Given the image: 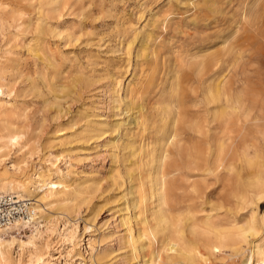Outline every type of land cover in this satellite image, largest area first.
Listing matches in <instances>:
<instances>
[{
	"label": "rangeland",
	"instance_id": "obj_1",
	"mask_svg": "<svg viewBox=\"0 0 264 264\" xmlns=\"http://www.w3.org/2000/svg\"><path fill=\"white\" fill-rule=\"evenodd\" d=\"M46 1L40 6L29 0L19 20L0 21V99L9 104L0 144H7L10 131L23 136L20 151L0 154L5 157L0 171L7 167L24 178L36 167L53 173L52 155L81 193L68 192L69 208L54 206L58 232L35 240L43 257L36 264H184L175 246L159 252L166 237L151 225L158 217L155 192L163 152L165 172L182 188L175 191L180 197L168 198L177 219L171 235L183 230L184 239H174L179 247L198 242L201 235L196 238L191 230L201 231L204 216L239 227L252 215L264 216V0ZM173 132L179 136L175 133L170 145ZM230 165L233 172L226 171ZM127 226L132 235L145 234L139 243L145 249L136 258L125 243ZM62 229L73 231V238L65 240ZM30 231L16 232L24 240ZM263 238L260 232L247 246ZM16 249L4 248L12 262ZM246 254L231 259L224 250L207 264H242ZM27 256L24 251L21 264Z\"/></svg>",
	"mask_w": 264,
	"mask_h": 264
},
{
	"label": "bare ground",
	"instance_id": "obj_2",
	"mask_svg": "<svg viewBox=\"0 0 264 264\" xmlns=\"http://www.w3.org/2000/svg\"><path fill=\"white\" fill-rule=\"evenodd\" d=\"M29 2V0H0V21H3V22H6V18L7 17H10L12 19V21H15V19L17 18V20H19L22 15L24 14V11L29 8L30 6L27 5V3ZM39 5L40 6H45V5H48V1L46 0H39ZM33 9V8H32ZM54 12V11H53ZM25 15V14H24ZM8 20V19H7ZM47 26V25H46ZM42 26L39 25L37 27V30L38 32H42ZM216 62V61H215ZM218 63V62H217ZM208 67V66H207ZM154 74V73H153ZM151 75V74H150ZM152 77V75H151ZM118 78V76H117ZM151 82V79L149 78L147 81ZM118 82V80H116ZM219 81V80H218ZM116 82V83H117ZM223 82L221 81V84ZM114 85V83H112ZM118 84V83H117ZM214 84V82H213ZM224 84H226L224 82ZM220 85V84H219ZM223 85V84H222ZM116 86V84H115ZM114 86V87H115ZM113 87V88H114ZM216 88V87H215ZM227 88V86H226ZM225 89V88H224ZM118 90V89H117ZM215 90V89H214ZM112 91V90H111ZM115 91V90H114ZM118 92V91H117ZM215 92H218V89L217 91ZM229 92V91H228ZM114 93V92H112ZM230 93V92H229ZM0 94H2L1 92V87H0ZM119 94V93H118ZM117 94V96H118ZM133 94V93H132ZM135 94V93H134ZM139 94V93H137ZM246 95V94H245ZM251 96V95H250ZM253 96V95H252ZM113 98V97H112ZM137 98V97H136ZM179 98V97H178ZM177 98V99H178ZM225 98V97H224ZM229 98V97H228ZM246 98V97H245ZM138 99V98H137ZM136 99V100H137ZM231 99V98H229ZM2 99H0V124L2 123L4 125V129L5 131L8 130V126H6L8 123L6 122V111H7V107L9 104L5 103L4 101H1ZM132 100H134L132 98ZM135 100V101H136ZM224 100V99H223ZM244 100V99H243ZM246 100V99H245ZM248 100V99H247ZM134 101V102H135ZM143 101V100H142ZM231 101V100H230ZM234 101V100H233ZM224 102V101H223ZM245 102V101H244ZM247 102V101H246ZM245 102V103H246ZM249 102V101H248ZM232 103V102H231ZM251 103V101H250ZM233 104V103H232ZM228 105V104H227ZM242 105V104H241ZM132 106H133V101H132ZM136 106V105H135ZM176 106V105H175ZM129 107V106H128ZM137 107V106H136ZM219 108V106H218ZM132 109V108H130ZM220 109V108H219ZM222 110V109H221ZM220 110V111H221ZM230 110H234V109H230ZM168 111V110H166ZM171 111V110H170ZM225 111V109H224ZM235 111V110H234ZM240 111H242V109H240ZM252 111V110H251ZM169 112V111H168ZM232 112V111H231ZM181 113V112H180ZM218 113V112H217ZM248 114V113H247ZM178 115V114H176ZM174 115V116H176ZM179 116V115H178ZM174 118V117H173ZM178 118V117H177ZM236 119H238L236 117ZM245 119V117H244ZM181 121V120H179ZM173 122H175V120H173ZM244 122V120H243ZM229 123V122H227ZM232 123V122H231ZM246 123V122H244ZM177 124V123H176ZM230 124V123H229ZM200 125V124H199ZM232 125V124H231ZM175 128V127H174ZM173 128V129H174ZM226 128L227 125H226ZM230 128H233V127H230ZM243 128V127H242ZM240 128V129H242ZM94 129V128H93ZM239 129V128H238ZM239 129V130H240ZM172 130V129H171ZM170 130V131H171ZM238 130V132H240ZM175 131V129H174ZM243 131V130H242ZM241 131V132H242ZM178 132V131H177ZM225 132V130H224ZM236 132V131H235ZM176 132H173L170 137H168L167 141L169 140L170 142L168 144L172 145L174 144L175 140L177 139V136L178 133ZM241 134V133H240ZM245 134V133H244ZM251 134V133H250ZM7 135V134H6ZM231 136V135H230ZM239 136V135H237ZM241 136V135H240ZM263 136V135H262ZM8 137V142L7 144H0V154L4 151H7V150H13L15 149V151L17 150L20 151L22 148H23V144H19V142L22 140L23 136L19 133V132H15V131H10L8 133V135L6 136ZM1 139V138H0ZM162 139V138H161ZM224 139H226V137H224ZM164 140V139H163ZM250 140V139H249ZM252 140V139H251ZM160 141V140H159ZM232 141V140H231ZM254 141V139H253ZM219 142V140H218ZM223 142V140H222ZM240 142V141H239ZM165 143V142H164ZM221 143V142H220ZM256 144V142H254ZM156 144V143H154ZM161 144V143H160ZM223 144V143H221ZM248 144V143H247ZM167 145V144H166ZM178 145V143H177ZM223 146V145H222ZM220 147V145H219ZM232 147V146H230ZM250 147L251 146H246V148ZM170 148V147H169ZM178 148V146H177ZM181 148V146L179 147ZM224 149V148H223ZM222 149V150H223ZM229 149V147H228ZM165 150V149H163ZM162 150V151H163ZM179 150V149H178ZM245 150V149H244ZM187 151V150H186ZM228 151V150H227ZM226 151V152H227ZM243 151V150H242ZM247 151V149H246ZM159 152V151H158ZM245 153V151H243ZM242 152V153H243ZM250 152V151H249ZM248 152V154H249ZM147 153V152H146ZM162 153V152H161ZM166 152H163L162 154V157L160 160V164L158 166V169H159V179L158 181H156V192L155 194L157 193V196L159 198L158 200V210L156 211L158 217H156V225L153 223L151 224L152 227L155 226V228H158L159 230H157L158 234L161 233L162 236L166 237V241H164L162 244L163 246L160 248L159 252H166L168 249H170V247H173L175 246V248L179 251V261L183 262L184 264H207L210 260V258H215L216 256H218V253L219 252H224V250H228L229 252V256L231 259H235L237 257H241V255H243L244 253H247L244 257V262L242 264H264V238L260 241H257L256 239L254 241L251 242V244H249L247 246V242H248V239L249 238H258V236L260 235V232L261 234L263 233L264 234V216L263 217H258L256 218L255 215H252V218L250 219V223L247 224L246 226L244 227H239L238 225L236 224H233V222L231 223V225H227V226H223L222 224L220 223H216V218L213 217V216H204L202 219H204V222H202V229L201 231L199 232V226L198 225H195L197 224L194 223L195 226H198L197 228H193L191 231H192V234L194 236H196L197 238V234L199 233L201 235V238L198 239V242H196V244H192V243H189L188 240L186 241V243L184 244V247H179L177 244V241L178 240H183L184 238H181V234L180 232H183V230H181L179 232V230L177 232H179V236H173L171 235V222L175 221L177 223V219L174 220L173 219V212L176 208H173L171 206H169L168 204V198H170L171 196H173L172 198H175V197H178L176 196L177 194L175 193V191L178 190V187L177 185H179L177 183V180H174L172 172L171 173H166L165 170L168 169L166 166H165V161L167 159V154H165ZM227 153H230V152H227ZM247 153V152H246ZM170 154H172L170 152ZM221 154V152H220ZM182 155V154H181ZM196 155V154H195ZM219 155V154H218ZM233 155V153H232ZM244 155V154H243ZM177 156V155H176ZM228 156V154H227ZM235 156L234 155V159H235ZM51 157L53 158V162L50 163L51 164V167L53 169V173H50V171L48 170H43L41 167H36L34 169H32V175L30 177H19V176H14V174H11V172L8 171V168L7 167H3L2 170L0 171V194H11V195H15L16 197L20 198V199H24V200H27V201H33L34 204H35V208L32 209L31 208V211H32V214L30 215L29 217V220L27 222H19L17 224H15L13 227L11 228H8V229H2L0 230V264H21V256L23 255V252L26 251V253H28V256H27V264H36V263H40V261L43 259V257L41 255H39L40 253H36L37 250H36V247H35V240L40 238L41 236L43 235H47V234H51L53 235V232L54 231H57L56 228V221L58 220L59 221V218L56 219L55 217H53L52 215V210L54 208V206L56 204H59L61 205L63 208H69L68 205L71 206V204L69 203V198H68V195H69V191H73L72 194H74L75 196H79L81 193H78L75 191V182L76 180H73L71 178H69V175L67 173H64L63 171L64 170H67V167H65L63 170H61L58 166H55V164H57V162H59L60 158H57V157H54L51 155ZM192 157V156H191ZM197 157V156H196ZM237 157V156H236ZM246 157V156H245ZM221 158V157H220ZM5 157H0V165L5 161L4 160ZM62 159V158H61ZM192 159V158H191ZM230 159V158H229ZM245 159L246 161V158H243V160ZM248 159H250V156L248 157ZM226 160V159H225ZM237 160V159H236ZM196 161V160H195ZM221 161V160H220ZM158 162V161H157ZM223 162V161H222ZM211 163V162H209ZM63 164L64 166L66 165V162L63 160ZM177 164V162H176ZM200 164V163H199ZM236 164V163H235ZM172 165V164H171ZM179 165V164H178ZM177 165V166H178ZM183 165V164H182ZM187 165V164H186ZM185 165V166H186ZM211 165V164H210ZM227 165V163H226ZM237 165V164H236ZM248 164H246V167ZM67 166V165H66ZM181 166V165H180ZM222 166L221 164H219L217 167H220ZM2 167V166H1ZM171 167V166H170ZM176 167V165H175ZM174 167V168H175ZM192 165L189 167V169H193L194 171L197 170L195 166H193V168H191ZM203 167V166H202ZM12 168H14L15 170H19V168H16L14 166H12ZM172 168V169H174ZM236 168V167H234ZM154 169V168H153ZM170 169V168H169ZM183 169V168H181ZM185 169V167H184ZM183 169V170H184ZM188 169V167L186 168ZM205 169V168H204ZM209 169V168H208ZM222 169V168H220ZM219 169V170H220ZM225 169V168H223ZM178 170L179 169H174V172L177 171L178 173ZM202 170V169H201ZM200 170V172H201ZM218 170V171H219ZM232 170V166L230 165L229 167L226 168V171L230 172ZM236 170V169H235ZM156 171V170H155ZM168 171V170H167ZM170 171H173L170 169ZM181 171V170H180ZM179 171V172H180ZM191 171V170H190ZM203 171V170H202ZM217 171V170H216ZM214 170V172H216ZM218 171L216 173H218ZM234 170H232L231 172H233ZM210 172V171H209ZM224 172V171H223ZM237 172V171H236ZM205 173V172H203ZM202 173V174H203ZM214 173V174H216ZM158 174V173H156ZM229 174V173H227ZM233 174V173H232ZM172 176V180L169 179L168 176ZM212 175H213V172H212ZM249 175V174H248ZM194 176V175H193ZM204 177V176H202ZM235 177V175H234ZM256 177V176H255ZM182 179L183 176L181 177ZM194 178H196L194 176ZM219 178V177H218ZM217 178V179H218ZM259 178V176H258ZM178 179H179V176H178ZM190 179V178H189ZM188 178H186V181H184L187 185L189 186H194V184H190L191 182H189ZM199 179V178H197ZM221 179V178H220ZM225 178H223L224 180ZM180 180V179H179ZM189 180V181H188ZM193 180V179H192ZM203 180V179H201ZM235 180V178H234ZM252 180V179H251ZM194 181V180H193ZM204 181V180H203ZM220 181V180H219ZM246 181V180H245ZM254 181V179L252 180ZM258 181V180H256ZM262 181V179L260 180ZM259 181V182H260ZM221 182V181H220ZM236 182V181H235ZM177 183V184H176ZM183 183V181H182ZM222 183V182H221ZM232 183V182H231ZM234 183V181H233ZM251 184V181L249 182ZM154 184H155V181H154ZM153 184V185H154ZM258 184V182H257ZM256 184V185H257ZM262 184V183H261ZM260 184V185H261ZM232 185V184H231ZM234 185V184H233ZM259 185V186H260ZM252 186V185H250ZM249 186V188H251ZM154 187V188H155ZM181 187V186H180ZM207 187V186H206ZM237 187V186H236ZM254 187V186H252ZM132 188V187H131ZM186 187L184 186V189ZM234 188V187H233ZM261 188V187H260ZM192 189V188H191ZM190 189V190H191ZM194 189V188H193ZM232 189V188H231ZM237 189V188H236ZM179 190H182L179 189ZM178 190V191H179ZM204 190H205V187H204ZM222 190V189H221ZM230 190V189H229ZM235 190V189H234ZM131 191V190H129ZM230 192V191H229ZM83 193V192H82ZM154 193V192H153ZM179 193H182L179 192ZM185 193V192H183ZM193 195H198L199 193L196 191V189H194L193 191ZM231 193V192H230ZM132 195V191L131 193H129ZM154 194V195H155ZM200 194H202L200 192ZM211 194V193H210ZM227 194V193H226ZM233 194V193H232ZM230 194V195H232ZM134 195V194H133ZM238 195V194H237ZM181 196V195H180ZM179 196V197H180ZM183 196V194H182ZM202 197V195H199V197ZM226 196V195H225ZM229 196V195H228ZM251 196V195H250ZM249 196V197H250ZM24 197L28 198V199H25ZM188 197V196H187ZM227 197V196H226ZM237 197V196H236ZM135 198V197H134ZM137 198V197H136ZM135 198V199H136ZM152 198V197H151ZM150 198V199H151ZM189 198V197H188ZM191 198V197H190ZM189 198V199H190ZM193 198V197H192ZM196 198V197H195ZM229 198V197H227ZM147 199V197H146ZM179 199V198H178ZM181 199V198H180ZM198 199V198H197ZM250 199V198H249ZM134 200V199H133ZM155 200V199H154ZM177 200V199H176ZM183 200H185L183 198ZM192 200V199H191ZM190 200V201H191ZM194 200V199H193ZM192 200V201H193ZM30 201V202H31ZM141 201V200H140ZM179 201V200H178ZM186 201H187V198H186ZM189 201V202H190ZM137 202L138 200L133 203V206L131 207L134 211V209H136V207H138L137 205ZM142 202V201H141ZM146 202V200L144 201ZM188 202V203H189ZM250 202V201H249ZM32 203V202H31ZM183 203V202H182ZM193 203V202H191ZM155 204V203H154ZM171 204V203H170ZM176 204V205H175ZM175 207L176 206H179L180 205V202L176 203L175 202ZM194 204V203H193ZM33 205V203H32ZM141 206V205H140ZM139 206V207H140ZM196 206H200L199 204ZM227 206V205H226ZM73 207H71V209H67L68 210H73ZM202 207V206H201ZM199 207V208H201ZM150 208V207H149ZM153 208V206H152ZM192 208V207H191ZM203 208H204V205H203ZM228 208V207H227ZM154 209V208H153ZM152 209V210H153ZM156 209V208H155ZM198 209V208H197ZM66 210V209H64ZM178 210V209H177ZM187 213H189L191 210H190V206H187L186 209ZM184 210V212H185ZM202 210V208H201ZM254 210V209H253ZM137 211V210H136ZM149 211V209H148ZM180 211V210H178ZM206 211V210H205ZM209 211V210H208ZM131 212V211H130ZM151 212V211H150ZM195 212L197 213L198 210ZM38 214L39 216L36 217L35 215ZM178 213V212H177ZM181 214V212H179ZM178 213V214H179ZM135 214V213H134ZM155 214V213H154ZM204 214V212H203ZM128 215V214H127ZM131 215V214H130ZM133 215V214H132ZM138 215V214H137ZM152 215V214H151ZM175 215V214H174ZM184 215V214H183ZM188 215V214H186ZM184 215V216H186ZM191 215V214H190ZM214 215V213H213ZM129 216V215H128ZM136 216V214H135ZM179 220L181 218L182 215H179ZM197 217H199L198 215H196ZM231 216V214H230ZM152 217V216H150ZM190 217H193L190 216ZM38 218V222L36 221ZM128 218V217H127ZM134 218V217H133ZM139 218V217H138ZM149 218V217H147ZM146 218V219H147ZM155 218V217H154ZM178 218V217H177ZM223 218V217H222ZM124 219V218H122ZM173 219V220H172ZM189 219V218H188ZM193 221H195L194 217L192 218ZM56 220V221H55ZM133 220V219H132ZM182 221L183 218L181 219ZM180 220V221H181ZM220 220V219H219ZM134 221V220H133ZM147 221V220H146ZM188 221V220H187ZM186 219H185V222L187 223ZM191 221V220H190ZM198 221V220H196ZM129 220L126 221V223H128ZM179 222V221H178ZM44 223V224H43ZM135 223V222H134ZM136 224V223H135ZM146 224V223H145ZM199 224V223H198ZM59 225V224H58ZM147 225V224H146ZM178 226V224H176ZM175 225V226H176ZM193 225V226H194ZM149 226V225H148ZM173 226V225H172ZM189 226V225H188ZM187 225H185V227L188 228ZM192 227V222H191V225ZM189 226V227H190ZM24 227H27L29 230L31 229L30 231V234L24 238V240H21L18 236L20 233H17L16 231H19V229L21 228H24ZM134 227V226H133ZM138 227V226H137ZM64 228V227H63ZM154 228V227H153ZM154 228V229H155ZM174 228V227H173ZM25 229V228H24ZM133 229V228H132ZM176 229V228H175ZM186 229V228H185ZM198 229V230H197ZM59 230V229H58ZM134 230V229H133ZM149 231L151 229H148ZM177 230V229H176ZM175 230V231H176ZM135 231V230H134ZM156 231V230H155ZM187 231V230H186ZM13 232H16V236L14 235L13 236ZM58 232V231H57ZM56 232V233H57ZM62 233V236H64V239L65 240H70L73 238V231H70L69 233H66L65 231V234H64V230L62 229V231H60ZM176 232V233H177ZM60 233V234H61ZM126 233H128V235H126V241L125 243H127L130 250L129 252L132 253V255H134V258H136V255H137V251L141 252V251H144L145 247L143 245H139V243H142L144 241L143 238H145V234L143 232H141L140 230L138 231V233L136 234L135 232V235H132L131 234V229L127 226V229H126ZM191 233V232H190ZM59 234V233H58ZM125 235V234H124ZM151 235V234H150ZM177 235V234H176ZM189 236H191L190 234H188ZM47 236H50V235H47ZM262 236V235H261ZM186 237V236H185ZM192 237V236H191ZM123 238V237H122ZM157 238V236H156ZM162 238V237H161ZM175 238H178V240L176 242H174V239ZM160 239V237H159ZM261 239V238H260ZM124 240V238L122 239ZM197 240V239H196ZM158 241V240H157ZM159 243V242H158ZM167 243V245H165ZM161 244V245H162ZM5 245L6 246H13L15 245L16 246V253H17V259L13 262L9 259L8 255L4 252V248H5ZM247 246V247H246ZM124 247V246H123ZM126 247V248H128ZM244 256V255H243ZM219 259V258H218ZM12 262V263H11ZM43 262V261H42Z\"/></svg>",
	"mask_w": 264,
	"mask_h": 264
},
{
	"label": "built area",
	"instance_id": "obj_3",
	"mask_svg": "<svg viewBox=\"0 0 264 264\" xmlns=\"http://www.w3.org/2000/svg\"><path fill=\"white\" fill-rule=\"evenodd\" d=\"M32 206L30 201L15 195L0 194V230L11 228L19 222H27L32 214ZM25 229H19L20 233Z\"/></svg>",
	"mask_w": 264,
	"mask_h": 264
}]
</instances>
